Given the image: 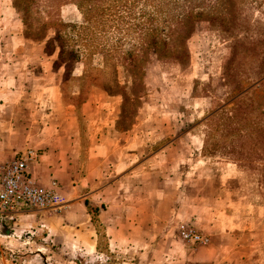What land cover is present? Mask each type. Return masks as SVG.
<instances>
[{"label":"crops","instance_id":"crops-1","mask_svg":"<svg viewBox=\"0 0 264 264\" xmlns=\"http://www.w3.org/2000/svg\"><path fill=\"white\" fill-rule=\"evenodd\" d=\"M60 17L81 19L74 5ZM47 38L27 39L12 0H0V165L38 152L31 177L56 186L62 199L58 209L0 231V264H264V170L203 156L204 138L192 133L147 157L124 151L109 121L119 99L94 91L79 107L66 104L64 67L58 52H47ZM160 129L162 140L172 128ZM181 224L210 245H184Z\"/></svg>","mask_w":264,"mask_h":264},{"label":"rangeland","instance_id":"rangeland-1","mask_svg":"<svg viewBox=\"0 0 264 264\" xmlns=\"http://www.w3.org/2000/svg\"><path fill=\"white\" fill-rule=\"evenodd\" d=\"M100 1L99 10L86 13L88 20L79 13L81 19L73 28L46 29L42 21L46 14L40 7L29 9L26 22L31 29L25 31L36 38H59L57 43L50 40L46 50L52 53L60 45L63 54L56 65L71 68L64 87L66 104L79 107L94 91L119 99L109 121L124 151L143 150L147 157L182 133L202 135L204 140L207 134L208 141L212 140L217 118L204 120L220 110V105L230 112L237 102L227 101L240 93L237 84L241 92L249 91L245 100L264 106V0H203L205 7L200 8L193 1V13L202 15L199 21L186 16L183 0ZM178 17H183L181 41L171 35ZM162 47L174 52L183 48L184 55L175 57H180L178 62H160L152 52ZM77 59L78 65L74 63ZM84 64L85 80L73 81L72 71L78 66L81 70ZM243 70L256 79L245 82L240 74ZM71 94L79 96L73 100ZM162 126L172 129L160 140ZM85 137L84 133V144ZM140 138L145 139L143 145L136 142ZM219 150L210 151L209 157L238 162L245 171L264 170V154L259 160L246 161L220 156ZM40 213L32 212L30 220Z\"/></svg>","mask_w":264,"mask_h":264},{"label":"trees","instance_id":"trees-1","mask_svg":"<svg viewBox=\"0 0 264 264\" xmlns=\"http://www.w3.org/2000/svg\"><path fill=\"white\" fill-rule=\"evenodd\" d=\"M19 1V3H18ZM186 3V13L187 17H190L191 20H200L201 14H194L193 13V1L199 2L196 3V8H200L199 6L205 7L203 4V0H183ZM12 5L17 13L18 19L21 21V23L24 26V35L27 39L30 40H42L47 38V45L49 44L50 40H54L55 43L59 41L58 37L52 36H43L41 38H36L31 36L30 34L26 33V29H31L30 27H27L26 20H29L28 17L29 9H34L37 7H40L42 12L46 14V19L42 20L45 21L44 25L46 26V29L53 30V27L56 28H73L70 23L64 22L60 17V12L63 7L74 5L76 6L79 13H81L83 20H88L86 18V13L91 12L93 9H100L101 6H103V3L100 0H12ZM86 15V16H85ZM183 17H178L175 22V30L173 32L172 38H174V35L176 38H178L180 41L182 40L184 36V28L182 25ZM35 23V22H34ZM50 23V24H49ZM53 23H56L54 25H51ZM36 24V23H35ZM33 25V24H32ZM55 29V28H54ZM69 42L68 40L65 41V43ZM57 45V44H56ZM184 45V44H183ZM168 46V45H167ZM47 47V46H46ZM160 51H153L152 53L158 55V60L160 62L169 63V62H178L179 58L177 55H184L183 48H180L179 51L174 52L170 49H167L166 47H162ZM58 52V58L61 57L63 54V48H61L60 45L57 46V48L52 52ZM147 51H141L142 54L146 53ZM183 53V54H182ZM186 54V51H185ZM75 54H73L74 56ZM131 56V55H130ZM75 64L79 63L78 59L74 61ZM74 64V65H75ZM64 66V74L62 78V83L60 86L61 94H63V98L65 101V93H64V87L66 83V76L68 75V71L70 69L65 64ZM72 67V66H71ZM72 71V80L77 81L78 83L84 81L85 79V73L87 72L85 64L83 65V73L80 76H74ZM242 75V78L245 82L255 80L252 74L249 71L243 70L240 73ZM239 74V75H240ZM260 76V75H259ZM258 76V77H259ZM89 79V77H88ZM258 79V78H257ZM237 91L240 93L238 95H234L229 98L227 102L230 100L237 102L234 107L230 110V112L227 114L226 110L222 105H220V110L217 112H214L211 114L208 118H206L204 121H210V119L217 118L216 120V129L214 130V138L210 141H208V137L206 134V139L204 140V145L202 148V155L209 157L210 151H215L216 149H220V156H226V157H234L238 160H246L251 161L252 158L259 160V158L264 154V106H258L255 104L250 98H246V95L249 91L241 92L239 84L236 86ZM75 98H73L74 100ZM86 100V98L82 101V103ZM81 103V104H82ZM220 113V114H219ZM78 122L80 124V131L82 134V141H83V134L85 132V128L83 126L82 117L78 113L77 115ZM203 125H207L205 123H202ZM82 127V130H81ZM84 132V133H83ZM185 134V133H184ZM183 135V133H182ZM181 136V135H180ZM179 136V137H180ZM177 139V138H176ZM220 141V148H218V144ZM84 143V142H82ZM254 154V155H253ZM213 158V157H210ZM261 159V158H260ZM240 167H242L239 164ZM250 168V167H249ZM90 211L93 212L94 210L90 209ZM94 222H96L95 217L92 218ZM96 231L98 233V238L100 240H103V233L102 229L99 224H95Z\"/></svg>","mask_w":264,"mask_h":264},{"label":"built area","instance_id":"built-area-1","mask_svg":"<svg viewBox=\"0 0 264 264\" xmlns=\"http://www.w3.org/2000/svg\"><path fill=\"white\" fill-rule=\"evenodd\" d=\"M39 158L38 152L27 150L9 163L0 165V224L10 230L32 212L50 213L62 205L56 186H41L31 177L30 167ZM177 236L192 250L210 245L208 236L189 225H179Z\"/></svg>","mask_w":264,"mask_h":264},{"label":"water","instance_id":"water-1","mask_svg":"<svg viewBox=\"0 0 264 264\" xmlns=\"http://www.w3.org/2000/svg\"><path fill=\"white\" fill-rule=\"evenodd\" d=\"M5 228H6V227H4V226H2V225L0 224V231H4Z\"/></svg>","mask_w":264,"mask_h":264}]
</instances>
